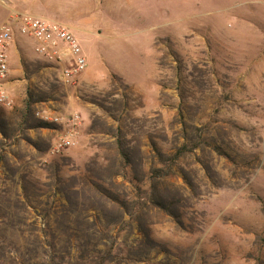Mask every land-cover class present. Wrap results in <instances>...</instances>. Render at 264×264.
Segmentation results:
<instances>
[{
	"label": "rangeland",
	"instance_id": "obj_1",
	"mask_svg": "<svg viewBox=\"0 0 264 264\" xmlns=\"http://www.w3.org/2000/svg\"><path fill=\"white\" fill-rule=\"evenodd\" d=\"M91 17L76 81L28 48L0 108V264H264V0Z\"/></svg>",
	"mask_w": 264,
	"mask_h": 264
},
{
	"label": "built area",
	"instance_id": "obj_2",
	"mask_svg": "<svg viewBox=\"0 0 264 264\" xmlns=\"http://www.w3.org/2000/svg\"><path fill=\"white\" fill-rule=\"evenodd\" d=\"M19 35L33 43V52L53 69L64 84L74 83L87 68V60L75 36L56 21L16 13L0 25V108L11 110L14 100L6 89L9 76V49ZM61 127L49 147L51 156L62 155L76 143L80 117L75 113L43 117Z\"/></svg>",
	"mask_w": 264,
	"mask_h": 264
},
{
	"label": "crops",
	"instance_id": "obj_3",
	"mask_svg": "<svg viewBox=\"0 0 264 264\" xmlns=\"http://www.w3.org/2000/svg\"><path fill=\"white\" fill-rule=\"evenodd\" d=\"M111 3L112 0H0V25L9 16L16 13L44 18L56 21L65 26L80 44L82 39L80 35L86 36L85 34L93 35L96 34V32H101L89 26L93 22L97 23L96 18L91 17L92 12L102 6L107 7V5ZM97 24L98 25L95 26L99 28V26H101L100 21ZM28 48L32 50L33 54L31 53L30 55L33 59L42 62L33 52V43L17 35L14 43L9 49V76L5 84L8 93L10 89L16 87V84L12 80L23 74L20 61L26 57L25 53ZM85 58L87 60L86 56ZM42 135L46 136V130L43 131Z\"/></svg>",
	"mask_w": 264,
	"mask_h": 264
}]
</instances>
